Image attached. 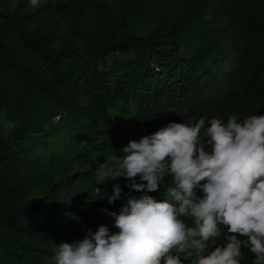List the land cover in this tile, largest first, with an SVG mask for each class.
Instances as JSON below:
<instances>
[{"label":"trees","instance_id":"trees-1","mask_svg":"<svg viewBox=\"0 0 264 264\" xmlns=\"http://www.w3.org/2000/svg\"><path fill=\"white\" fill-rule=\"evenodd\" d=\"M123 1L110 31L94 0H0V264H55V245L95 231L103 210L126 200H95L96 169L114 163L95 143L102 128L123 155L170 122L264 115V0H196L169 24L170 0ZM56 134L64 142L52 149ZM112 183L127 189L123 177L100 187ZM170 184L148 194L162 201ZM243 251L241 264H252Z\"/></svg>","mask_w":264,"mask_h":264},{"label":"clouds","instance_id":"clouds-1","mask_svg":"<svg viewBox=\"0 0 264 264\" xmlns=\"http://www.w3.org/2000/svg\"><path fill=\"white\" fill-rule=\"evenodd\" d=\"M121 153L96 169L94 191L113 204L121 185L100 186L123 177L126 203L118 213L103 210L111 227L55 245V264H241L245 248L252 264H264V115L170 122ZM166 176L171 184L158 201L148 193Z\"/></svg>","mask_w":264,"mask_h":264},{"label":"rangeland","instance_id":"rangeland-1","mask_svg":"<svg viewBox=\"0 0 264 264\" xmlns=\"http://www.w3.org/2000/svg\"><path fill=\"white\" fill-rule=\"evenodd\" d=\"M94 1H95V11L93 16H95V18L99 19L100 21H104L105 23H107L108 24L107 27H109L110 31L118 30L125 17L126 5L124 1L123 0H94ZM195 4H196V0H170L164 6L161 7V13L164 14V17L166 18L169 24L170 21L179 17L180 15L184 13L192 12V8L195 6ZM209 13H210L209 11H206L204 16L205 19L209 17ZM68 37H69V28L66 27L62 29L61 32L59 33L58 45H61L63 42H65L68 39ZM180 52L183 55L188 56L189 54L192 53L191 45L186 41L180 42ZM117 58H119L118 54L109 55L107 59L108 64L112 63ZM121 107H122V103L117 102L115 108L111 112L113 117L116 119L117 123L122 122L121 119L119 118V112ZM244 109H245L244 114H247L249 112V108H244ZM126 125L131 127V121L128 120L126 122ZM63 138L64 137L62 134H56V136H54L51 140H49L50 148L54 149L60 147L64 142ZM95 143L97 145L103 146L105 149L110 151L111 156L115 153L119 155L117 153L118 148L113 141L112 135L109 132L105 131L104 128H102L100 134L97 136ZM82 145H85V142H83ZM112 151L115 153H113ZM129 191L130 190L128 189V187L125 191L123 190L120 200L127 199V195L129 194ZM131 194L138 196L141 193H137L133 191ZM124 203H126V200H124L123 202L117 201L116 203L113 204V208L111 211H115L118 213L120 207ZM101 224H106L111 227L113 224V220L105 213L104 217L99 223V226ZM112 231H117V230L115 228H112ZM186 264H191V260H187Z\"/></svg>","mask_w":264,"mask_h":264}]
</instances>
